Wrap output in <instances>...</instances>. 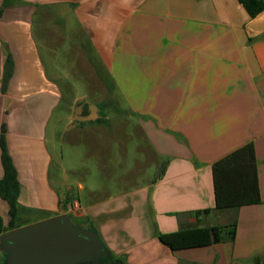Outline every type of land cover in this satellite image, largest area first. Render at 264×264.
Segmentation results:
<instances>
[{"label": "crops", "instance_id": "crops-1", "mask_svg": "<svg viewBox=\"0 0 264 264\" xmlns=\"http://www.w3.org/2000/svg\"><path fill=\"white\" fill-rule=\"evenodd\" d=\"M66 45L92 73L104 67L122 99L123 139L134 118L156 169L164 162L141 187L70 198L52 175L48 127L63 93L45 51L54 59ZM112 95L92 101L99 116L88 123L116 130ZM247 143L260 202L216 209L212 165ZM4 154L20 189L16 227L67 213L122 264H264V10L250 18L238 0H0V179ZM0 219L11 221L1 196ZM233 221L232 241L172 250L158 238Z\"/></svg>", "mask_w": 264, "mask_h": 264}, {"label": "rangeland", "instance_id": "rangeland-1", "mask_svg": "<svg viewBox=\"0 0 264 264\" xmlns=\"http://www.w3.org/2000/svg\"><path fill=\"white\" fill-rule=\"evenodd\" d=\"M67 46L69 45L63 46L62 50L53 51L56 54L54 59L52 54L45 51L49 72L58 75L57 80L63 93L61 104L56 108L48 127V147L53 157L52 175L59 174L64 182L61 190L70 198H85L86 189L93 187L101 189L141 187L148 177L152 178L159 173L164 162H159L157 164L159 168L156 169L151 149L145 139L138 134L134 118L123 127L124 135L128 134L127 140L123 139L125 137L118 132L120 115L116 114V105L121 103L122 99L116 90L112 95V85L107 80L104 67L100 64L93 65L92 73L88 64L80 58H75ZM61 71L66 74L65 78L61 76ZM106 91L113 96L107 97L111 101L107 103L111 105L109 118L117 132L108 125L100 126L86 121L71 120L76 104L80 100L75 97L85 94L86 99L92 102ZM99 101L105 103L104 98ZM122 139L125 141V151L116 142L120 140L122 142ZM79 182L84 186L81 192ZM26 218L33 217L28 215ZM71 220L80 223L73 217Z\"/></svg>", "mask_w": 264, "mask_h": 264}, {"label": "trees", "instance_id": "trees-1", "mask_svg": "<svg viewBox=\"0 0 264 264\" xmlns=\"http://www.w3.org/2000/svg\"><path fill=\"white\" fill-rule=\"evenodd\" d=\"M250 18L264 10V0H238ZM5 175L0 179V196L9 204L11 221L7 226L1 225L0 233L16 227L12 221L17 213L19 183L14 169L3 155ZM213 192L216 209H234L260 202L257 166L254 148L251 143L234 150L212 165ZM205 211H208L206 209ZM236 223L227 226L192 227L171 233L159 234L160 241L170 249L193 248L205 246L221 240L232 241L235 236ZM103 264H111L103 261Z\"/></svg>", "mask_w": 264, "mask_h": 264}, {"label": "water", "instance_id": "water-1", "mask_svg": "<svg viewBox=\"0 0 264 264\" xmlns=\"http://www.w3.org/2000/svg\"><path fill=\"white\" fill-rule=\"evenodd\" d=\"M98 110L95 103L81 99L71 120L93 122L99 116ZM0 252L2 264H103L104 260L122 264L93 225L76 224L67 213L1 232Z\"/></svg>", "mask_w": 264, "mask_h": 264}, {"label": "flooded vegetation", "instance_id": "flooded-vegetation-1", "mask_svg": "<svg viewBox=\"0 0 264 264\" xmlns=\"http://www.w3.org/2000/svg\"><path fill=\"white\" fill-rule=\"evenodd\" d=\"M84 111L85 112H88L87 111V108H84ZM103 119V113H102V109H101V117L98 119V120H102ZM75 223V222H74ZM113 264H116V263H113Z\"/></svg>", "mask_w": 264, "mask_h": 264}]
</instances>
